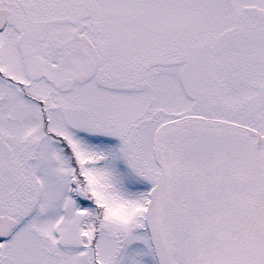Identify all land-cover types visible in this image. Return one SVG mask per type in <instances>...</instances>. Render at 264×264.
<instances>
[{"label":"snow or ice","instance_id":"1","mask_svg":"<svg viewBox=\"0 0 264 264\" xmlns=\"http://www.w3.org/2000/svg\"><path fill=\"white\" fill-rule=\"evenodd\" d=\"M0 264H264V0H0Z\"/></svg>","mask_w":264,"mask_h":264}]
</instances>
